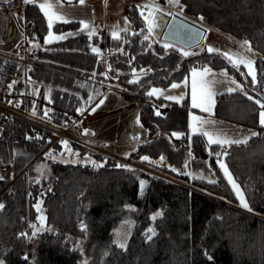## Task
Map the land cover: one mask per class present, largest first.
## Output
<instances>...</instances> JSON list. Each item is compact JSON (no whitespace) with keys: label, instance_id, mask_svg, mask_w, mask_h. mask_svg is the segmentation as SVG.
Listing matches in <instances>:
<instances>
[{"label":"trees","instance_id":"obj_1","mask_svg":"<svg viewBox=\"0 0 264 264\" xmlns=\"http://www.w3.org/2000/svg\"><path fill=\"white\" fill-rule=\"evenodd\" d=\"M14 3L23 5L25 20L33 25L39 41L30 55L27 83L20 80L12 87L14 98L27 97L33 106L36 90L43 86L47 92L39 94V116L45 117L48 110L52 121L61 124L71 115L83 114L102 96L106 69L123 74L125 97L145 98L151 85L181 80L191 67H226L245 81L252 94L219 93L213 113L255 128L258 135L247 143L209 144L204 135L190 131L186 99L178 103L158 98L154 101L169 107L160 115L149 102L140 107L147 139L134 145L131 157H163L161 169L178 181L133 172L109 156L103 167L47 158L40 161L46 171L36 173L33 161L53 142L50 132L11 118L0 127V166L8 165L11 176L0 180V204L4 205L0 209V260L28 264V235L20 234H28L34 229L30 225L37 224L33 200L39 197L45 225L39 233L42 238L35 264H264V127L259 124V105L255 103L259 99L264 103V0H180L187 15L203 16L206 25L249 41L257 52L258 82L254 85L242 66L233 67L217 53L204 51L185 57L175 49H165L155 38L145 40L147 27L138 6L125 8L131 30L122 31L119 39L106 35L113 52L105 64L92 51L101 44L97 33L91 37L79 33L45 44L48 25L37 1ZM9 6L0 2L2 11ZM76 27L77 21L53 25L55 31ZM141 68L146 72L130 80L131 69ZM63 139L67 141H60ZM60 141L53 143V153L61 150ZM68 144L81 153L90 150L76 142ZM92 154L105 157L95 151ZM218 160H224L242 187L251 211L239 207ZM141 180L147 181L142 192ZM157 212L163 214L153 220ZM123 221L129 222L132 233L121 248L113 231ZM149 228L156 232L151 240L146 235Z\"/></svg>","mask_w":264,"mask_h":264},{"label":"rangeland","instance_id":"obj_2","mask_svg":"<svg viewBox=\"0 0 264 264\" xmlns=\"http://www.w3.org/2000/svg\"><path fill=\"white\" fill-rule=\"evenodd\" d=\"M36 1L38 5L39 3L44 2V0H36ZM144 2L145 0H107V3H105V0H85V3L83 5H80L78 0H71V3H69V0H60L62 14L65 16L66 19L69 20V22L77 21L78 27L68 28L64 31H57V30L55 31L52 27L51 31L56 36L66 35L68 33H72V35H74V34H77L78 32H83V31L88 32V29H83V25L80 23L81 21L88 23L90 28H94L95 30L99 29L97 31V34L101 41V44L98 47V49L100 50L99 54H100V57L103 58L105 64H107L109 60L108 56L112 54L111 52H113L112 48H110L106 44L105 38H106V35L108 34V31L111 33L109 34L112 35L114 31H117L120 34L122 32V29H125V28H127L128 30H131L132 24L130 23L127 17V14L125 13V8L130 7L132 5H135V6L142 5ZM157 2L161 6V8L164 9V13L171 14L175 12L181 15L182 17L202 27H205V29H207V31H205L204 38L202 39L200 44L190 49L183 48L184 50H187L193 53H202L204 51H207V48L211 46V47L219 49L221 53L223 52L243 53L245 55L252 56V53H247L245 49L241 48V44L244 41H248V40L236 37L232 34H229L211 25H206L204 22H202L199 19V17H193L190 15H187L183 11V5L180 3L177 7L172 8L168 5V0H157ZM57 22H61V21H57ZM46 23H47V18H46ZM32 28H33V25L31 24V28L26 29V20H25L22 4L13 3L6 9L5 12H0V78H1L0 84L1 85L10 84L15 80L25 77L26 66L30 64V55L32 53V49L35 48L34 45H37V44L39 45V41L36 40L35 32H34V29ZM101 28H103V30H100ZM48 32H49V29H47V32L43 37V43H44L45 37H47L48 35ZM31 34H33L34 38H31L30 36ZM164 43L166 42H162V45H164ZM172 45L173 47H170L172 49L176 50L178 48H181L175 44H172ZM251 48L253 50V53L255 54L254 56H252V58L254 59V67L256 70V80L258 82L257 68L255 66V58H256L257 52L255 51L253 47ZM178 52L181 53L180 51ZM240 66L243 67L242 68L243 74L247 78H249L251 84H253L252 77L247 74L248 69L244 67L243 65H240ZM203 67L205 66L191 67L189 72L185 75V77H183L181 80L173 81L166 86L151 85L150 88L148 89V92L151 91L153 88H157V89L163 90L164 95L162 96H156V95L149 96L148 95L145 98L144 97H137V98L125 97L124 94H127L128 92H127L126 85L121 80L123 74L120 72L111 73V72H108V69H106L107 74L105 75L107 79L103 82L104 91H103L102 96H100L101 98L99 97V99L95 103L90 105L83 114L71 115V118L68 120L70 124L72 121L77 119L75 124L71 126V128L69 129L68 135L72 137L76 136L78 139V142L76 140L72 141L71 139H68L66 137L67 141L76 142L80 145L90 148V150L84 153H81L79 149L74 148L73 146L68 144L67 148L71 149V154H70L69 151L66 149L65 145L62 143L64 139L60 141V139L55 140L53 138L55 141L53 140V142L50 143V145L48 146L49 150L47 149L46 152L44 151L41 154L42 156L40 155L38 158H36L33 161V164H32L33 170L36 173L38 172L40 173V171L42 172L43 165L40 161H45L48 158L47 154L50 152L53 156V154L56 153V152L53 153V151L56 149L53 143L54 142L57 143L58 141H60L62 143V148L58 153H56L55 156H53L54 157L53 159H57V160L59 159L61 161H68L74 164L89 163L91 165L93 164L90 161H95L96 164L99 165V164H103L106 161L107 157L109 156V157H113L114 159H116L120 164H125L131 167L133 172L137 173L139 171H142V172L144 171V172H148L151 175L159 176L169 181H178V179L175 178V176H171L170 174L164 172L161 169V166L163 164L161 159H148L147 161L143 160L142 158L136 159L134 157H131L130 151H132V149L138 143L145 141V139H147V131H146L145 126L142 124L140 120L139 111H140V107L146 102H149L155 105H160V103H162V102L158 103L157 101H154V99L161 98L166 101L177 102L175 99L169 100L165 98L166 96H169V95L173 97L182 96L183 99H181L178 103H181L184 101V99H186L188 107H189L188 123H189V129L191 132H193V130L190 127V125L194 123L191 119L192 115L203 117L205 119H211V120L214 119L215 117L221 118V117L214 115L213 113L214 107H213L211 116H209L208 113L201 112L200 109L198 108L192 107L191 70L193 68L202 69ZM206 67H209V66H206ZM209 68H211L212 72L214 73L213 76L209 77L211 80L214 81V83L211 86L217 94L222 93V92H228V88H235L236 85L231 83L232 79H234L238 84L242 86L243 90H237L238 92H243V93H246L247 95L252 94L251 91L248 89V87L245 85V81L242 80L240 76L234 75L233 73L229 72V70L226 67H209ZM225 71L227 72V76L220 75L221 72H225ZM145 72H146L145 68L131 69V71L129 72L130 75L132 76L130 80L136 79L138 76L144 74ZM185 78H187V81ZM174 83L179 84L180 87L175 88V89L172 88V84ZM39 89L40 90H36V94H38V96L36 95V98H35L36 101H38V98H41L39 97V94L41 95L47 92L45 90H42L41 88ZM216 96L214 97L215 100H216ZM101 100H103L102 104L100 103ZM261 103L263 102L261 101ZM38 105L39 103H35L33 106H30L29 104H27L28 115L30 118L32 117L37 118V119L42 118L41 116H39L38 111H37ZM96 105H99V107H96ZM167 107H169V105H167ZM93 108H95V111H92ZM260 111L261 109L259 106L258 121H259ZM33 112H35V115L33 114ZM13 118H18V117H13ZM10 119L11 118H9V120ZM18 119L24 120L22 118H18ZM24 121L30 122L27 120H24ZM63 122L64 121H62V123ZM224 126L227 127V129L225 128L224 131L223 130L217 131L216 129L211 130L210 128H207L208 125L204 126V130H207L209 132H215V133L217 132L230 139H241V140H243L245 136L248 137L252 132L257 133V130L255 128H252V127L247 128L234 121H230V125H224ZM238 126L244 127V128H240ZM86 129L88 130V134H84V130ZM240 129H243V130H240ZM76 130H77V133H76ZM134 132H136V134L139 136V140H136V141L132 140L131 136H132V133ZM251 137L252 136H250V138ZM92 151L101 153L105 155V157L97 158L92 154ZM77 153L78 155H75ZM222 161L224 162V160ZM44 171H46V169H43V173ZM37 176L38 174H36V177ZM194 178H197V177H194ZM7 179H11V176L7 177ZM236 183L239 185L241 192H243L244 194V191L242 187L240 186V184L238 182ZM234 193L236 195L235 191ZM236 197L239 201V205H240L239 207L244 208L243 206H241L240 200L237 195ZM244 197H245V194H244ZM33 202H34L35 210L37 212V217H40L44 213L43 201L42 199L38 197L36 200H33ZM37 204H40L41 211L39 212L37 211V208H36ZM244 209L248 210L247 208H244ZM40 223L41 222L38 219L36 226L40 227ZM128 223L129 222H126V221L121 222L119 227L113 231L115 242L117 240H119L120 243H125L127 241L128 237L132 233V229L129 228ZM34 231L35 229H33L31 232L28 233V243H29L28 252H27L28 264H35V252L37 249V244L42 238V236L39 234L41 232H37L36 235L33 236L32 233ZM118 232L120 233L119 237L117 236ZM125 234H126V239L124 238ZM146 235H151V234L147 232ZM116 244L118 243L116 242Z\"/></svg>","mask_w":264,"mask_h":264},{"label":"snow or ice","instance_id":"obj_3","mask_svg":"<svg viewBox=\"0 0 264 264\" xmlns=\"http://www.w3.org/2000/svg\"><path fill=\"white\" fill-rule=\"evenodd\" d=\"M23 2L25 4H30V3H34V0H23ZM80 5H83L85 3V0H78ZM69 3H71V0H69ZM105 3H107V0H105ZM168 3L171 5H178L179 4V0H168ZM38 7L40 8V10L43 12L44 16L47 18V23H48V35L47 37H45L44 43L45 44H50L53 41H57V40H63L65 38H67V35H72V33H68L66 35H59L56 36L53 34V32L51 31L53 24L57 21H61L64 23H68L69 20L65 18V16L62 14V9H61V5H60V0H44L43 3H39ZM138 7L140 8V15L141 17L145 20L146 23V27H147V32L148 35L144 36L145 40L149 39V36L155 31V29L157 27H159V21H160V16L158 14H161L164 12V9L161 8V6L159 5V3L157 2V0H145V2L142 5H138ZM145 11H147V15H145ZM199 19L202 21L204 19L203 16L199 17ZM83 25V29H88V34L91 37L94 32L95 29L94 28H90L88 23H85L84 21L80 22ZM168 27H172L171 25H168ZM182 27H186V26H182ZM82 29V30H83ZM122 31H127V28L122 29ZM143 31V29L141 30ZM189 32H191V29L188 30ZM205 31H207V29H205ZM197 35H199L202 39L204 38L203 33L197 32ZM167 35V34H164ZM112 36L114 39H119L120 35L119 32L114 31L112 33ZM34 47H39V45H34ZM150 47V45H149ZM163 47L165 49H168L170 47H173L172 44L170 43H164ZM241 48L245 49L247 53H252V56H254L255 54L253 53V50L249 44L248 41H244L241 44ZM177 51H180L181 54L185 57L190 56V55H195L196 53L184 50L182 47L176 49ZM93 52L95 53H99L100 50L98 48H93L92 49ZM207 51L209 53H217L221 56H223L224 59H226L229 63L232 64L233 67L235 68H239L240 65H243L244 67H246L248 69V75H250L252 77V83L255 84L257 82L256 80V70L254 67V59L252 58V56L249 55H245L243 53H230V52H223L221 53L219 49L214 48L209 46L207 48ZM191 74H192V107L193 108H198L200 109L201 112L204 113H208L209 116L212 115V110L213 107L215 106V99L214 97L217 95V93L213 90L212 88V84L214 83L213 80H211L209 77L213 76L214 73L212 72V69L209 67H203L202 69H197V68H193L191 70ZM220 75L222 76H227V72H221ZM187 81V78H185ZM131 82H138V81H131ZM231 83L236 85L235 88H228V92H234L237 90H243L242 86L240 84H238L234 79L231 80ZM180 87L179 84H172V88H178ZM149 96H162L164 95L163 90L161 89H157V88H153L151 91H149L147 93ZM166 99L172 100L175 99L177 102H179L181 99H183V97H173V96H166ZM250 100L252 99L251 96L248 97ZM91 99V98H90ZM100 103H103V100L100 101ZM256 104H258L260 106L261 111L259 112V123L262 127H264V103H261L260 100H256L255 101ZM96 107H99V105H96ZM78 111H83V110H78ZM92 111H95V108L92 109ZM33 114L35 115V112H33ZM157 115H160L159 112L156 113ZM44 115L47 116L48 115V110H45ZM192 121L194 123H192L190 125V127L192 128L194 133H200L204 136L207 137L208 139V143L209 144H217L220 146H224V145H231V144H240V143H247L248 138L249 137H245L243 140L241 139H230L227 138L226 136H223L219 133H215V132H209L207 130H204V126L205 125H214L217 124L218 122L213 121L211 119H205L203 117H199V116H195L192 115L191 117ZM138 122V121H137ZM84 134H88V130H84ZM173 136H177L179 137L180 135H182V133H173ZM251 136H257L258 133L256 132H252L250 134ZM29 139H31V137H28ZM40 138V137H37ZM62 143L65 145L66 149L69 151V153L71 154V149L67 148L68 146V141H62ZM48 158H54L50 153L47 154ZM63 155V154H61ZM75 155H78L75 154ZM217 155H220L219 153ZM226 155V153H225ZM143 160L147 161L149 158L147 156L142 157ZM161 160H163V157H161ZM93 166L95 167H103L102 164L97 165L95 161H90ZM220 169H222L224 176L227 178L229 184H231L233 190L236 192V195L238 196L241 206H243L244 208H247L249 211H251V208H249V205L244 197L243 192H241L239 185L236 183V181L233 179L231 172L229 171L227 165L222 161V160H218L217 161ZM116 167H126L124 165H120L117 164ZM130 171H132L131 169H129ZM175 171V169H173ZM4 179L3 176H0V180ZM39 181H37L38 183ZM212 183H215V181H210ZM146 182L141 180L140 181V188H141V192L143 191L144 187H145ZM4 205L0 204V209H3ZM37 211H41L40 209V204L36 205ZM163 213L162 212H157L155 215L152 216V219L155 220L157 217L161 216ZM38 219L40 220V227H37L36 225H30L32 228L35 229V231L32 233V235H36L37 232H40L43 227H44V220L45 218L43 217V215H41L40 217H38ZM84 228V226L82 225V229ZM148 233H150L151 235H147V239L151 240L152 236L156 235L155 229L153 228H149ZM21 236H27V233H21ZM117 236H120V233H117ZM126 239V234L125 237ZM119 244V247L124 248L125 244L124 243H120L119 240L116 241ZM209 259H211V257H209ZM0 264H4V262L2 260H0Z\"/></svg>","mask_w":264,"mask_h":264},{"label":"built area","instance_id":"obj_4","mask_svg":"<svg viewBox=\"0 0 264 264\" xmlns=\"http://www.w3.org/2000/svg\"><path fill=\"white\" fill-rule=\"evenodd\" d=\"M30 28H31V23L26 22V29H30ZM30 36L32 37L33 34H31ZM27 99H28L27 97H24L22 100L17 101L14 98V93H11L10 95H6L0 91V127L1 125H3V123H6L9 120V118L18 117L30 121L44 128L45 130H48L50 132L51 139L54 138L55 140H58L67 137L72 141L76 140L78 142L76 136L72 137L68 135L69 129L71 128V126L75 124L77 119L72 121L70 124L68 120L64 121L62 124H56L52 121L53 115L51 112H48L47 116L39 118L40 120L34 117L30 118L28 115ZM133 139L138 140L139 136L137 134H134ZM0 176H3L5 178L10 176V168L8 165L0 166Z\"/></svg>","mask_w":264,"mask_h":264},{"label":"water","instance_id":"obj_5","mask_svg":"<svg viewBox=\"0 0 264 264\" xmlns=\"http://www.w3.org/2000/svg\"><path fill=\"white\" fill-rule=\"evenodd\" d=\"M15 0H0L1 3L6 5H11ZM180 3V0H179ZM168 5L172 8L177 7L178 5ZM145 15H147V11H145ZM160 16L159 27L155 29V31L150 35L151 38H156L162 42H169L175 44L184 49H190L200 44L202 38L197 35V32L203 33L205 35V28L182 17L181 15L173 12L171 14L161 13L158 14ZM171 25L172 27H168ZM186 26V27H182ZM191 29V32L188 30ZM167 34V35H164ZM149 175L148 172H145ZM147 184V181H145ZM145 184V185H146ZM140 188V182H139ZM141 189V188H140Z\"/></svg>","mask_w":264,"mask_h":264},{"label":"crops","instance_id":"obj_6","mask_svg":"<svg viewBox=\"0 0 264 264\" xmlns=\"http://www.w3.org/2000/svg\"><path fill=\"white\" fill-rule=\"evenodd\" d=\"M140 9V8H139ZM6 10H0V12H5ZM205 28V27H204ZM99 29H96L95 30V32H94V34H96L97 33V31H98ZM100 30H103V28H101ZM79 33H84V34H88V32L87 31H83V32H78L77 34H79ZM108 33H110L109 31H108ZM111 34V33H110ZM74 35H76V34H74ZM89 35V34H88ZM69 36H72V35H69ZM68 37V36H67ZM58 41V40H57ZM54 42V41H53ZM28 67H29V65L28 66H26V72H25V77L24 78H21V79H18V80H15V81H13L12 83H10V84H6V85H1L0 84V91L3 93V94H6V95H10L11 93H13V85L17 82V81H20V80H23V81H25V84L27 83V71H28ZM1 79V78H0ZM39 88H41L42 90H46L43 86H40ZM39 88H37V90H40ZM36 95L38 96V94H35V97H36ZM45 97H47L46 95H44ZM34 100H35V98H34ZM35 102L37 103L38 101H36L35 100ZM159 103V102H158ZM154 105V108L156 109V111L157 112H160V113H164V112H166L167 111V109H168V107H167V103H160V105H155V104H153ZM213 121H216V122H218L217 124H214V125H211V126H209L208 125V127L207 128H210L211 130H217V131H219V130H223L224 131V129L226 128L227 129V127H225L224 125H230V121H227V120H225V119H221V118H217V117H215L214 119H212ZM231 126H233V125H231ZM238 127H240V126H238ZM206 128V129H207ZM240 128H244V127H240ZM247 128H249V127H247ZM210 130V131H211ZM240 130H243V129H240ZM194 133V132H193ZM217 133V132H216ZM91 134V133H90ZM134 134H136V132H134V133H132V136H131V138H132V140H134L133 139V135ZM250 136L251 135H249L248 137L250 138ZM206 137V136H205ZM246 137V136H245ZM207 138V137H206ZM248 138V139H249ZM208 140V139H207ZM134 145V144H133Z\"/></svg>","mask_w":264,"mask_h":264}]
</instances>
